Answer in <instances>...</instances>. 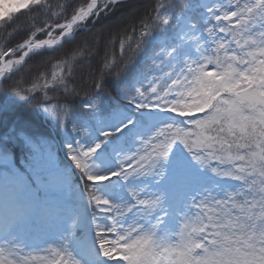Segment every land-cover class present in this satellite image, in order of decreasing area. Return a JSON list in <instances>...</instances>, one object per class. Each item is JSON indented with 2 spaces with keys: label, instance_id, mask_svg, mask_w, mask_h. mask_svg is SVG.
Returning <instances> with one entry per match:
<instances>
[{
  "label": "snow or ice",
  "instance_id": "obj_1",
  "mask_svg": "<svg viewBox=\"0 0 264 264\" xmlns=\"http://www.w3.org/2000/svg\"><path fill=\"white\" fill-rule=\"evenodd\" d=\"M76 3L16 0L0 14L7 30L35 13L17 33L27 38L0 45V89L60 127L79 116V137L99 130L57 159L31 118L5 106L15 127L0 135V264H264V0H150L139 18L94 29L89 18L118 0ZM78 28L89 30L73 37ZM156 33L142 78L116 89L128 103L105 107L106 78L119 80ZM145 110L168 122L143 134ZM180 146L186 155H173ZM98 150L116 166L100 171ZM104 181L114 197L98 191Z\"/></svg>",
  "mask_w": 264,
  "mask_h": 264
},
{
  "label": "trees",
  "instance_id": "obj_2",
  "mask_svg": "<svg viewBox=\"0 0 264 264\" xmlns=\"http://www.w3.org/2000/svg\"><path fill=\"white\" fill-rule=\"evenodd\" d=\"M53 3H65V0H52ZM87 0H77L76 7H79L81 3H86ZM150 0H125L118 2V6L113 7L110 12L101 13L100 16L95 20L93 24L89 27L90 29L98 28V27H113L117 28L121 26L122 20L124 18H129L135 20L139 18L140 14L144 11L146 7L150 6ZM193 16L197 15V12L192 13ZM35 15V13L29 14L28 16H20L19 20L13 27L3 30L0 29V45L6 43L8 40H12V45L20 43L23 38H27L26 36H17V33H23L24 29L27 25L34 23L31 19V16ZM63 21V17L61 21ZM89 29L78 30L73 37H76L78 34L85 33ZM171 30L168 28L166 33H169ZM157 34V33H156ZM165 34V33H164ZM155 35V34H154ZM13 36H16V39H12ZM154 37V36H153ZM150 38L149 41L145 45L144 51L137 57L136 61L133 65L129 66L124 74L117 78L107 77L106 82L109 87V91L112 92V95L105 94L104 96V106L108 107L115 104H127L128 101L124 98L123 95L118 94L116 91L118 84L123 83L126 84L129 90H132V86L137 83L138 80L142 78V74L147 68L148 64L151 62V55L154 51L157 50L158 44L157 40L154 38ZM63 43V42H62ZM59 47V46H58ZM118 50V49H117ZM69 57H73L74 60H81L79 56L75 54V52H69ZM61 60H64L65 57L61 55L59 57ZM82 62V61H81ZM84 71L85 77L87 76L88 69L85 67L82 69ZM133 74H136L135 76ZM77 101L83 102V98L77 97ZM15 104L17 107L21 108L31 119L27 122L30 126L31 130L34 133H38L42 136L47 134V138L49 139L51 146L57 156V159H61L59 156L58 148L53 138L47 132V128L42 123L41 115L37 113V108L41 107L36 101L30 100H18L14 94L9 93L7 90L0 89V135L12 134V130L14 129V125L9 122L7 108L5 106ZM3 107V109H1ZM43 109V108H42ZM132 109H125L124 111H131ZM138 115V112L136 116ZM47 122L54 128L56 135L61 143L62 149L65 153L64 145L66 143H71L77 139H80L81 143H91L93 139L99 137V130L93 126L92 130L89 132V135L86 137H79L75 132H73V124L79 125L81 123V119L79 116L73 115L72 123H66L65 127H60L55 120H53L49 115H47ZM45 129V132L43 131ZM17 156L21 157V153L18 151Z\"/></svg>",
  "mask_w": 264,
  "mask_h": 264
},
{
  "label": "rangeland",
  "instance_id": "obj_3",
  "mask_svg": "<svg viewBox=\"0 0 264 264\" xmlns=\"http://www.w3.org/2000/svg\"><path fill=\"white\" fill-rule=\"evenodd\" d=\"M15 3H16V0H4V8L11 10V6H13ZM3 11H4V9L0 8V14H2ZM163 35L168 38L169 42H171V39H173L175 36V32H174V30H171L169 33H165ZM160 36H161V34L158 33V34H155L153 38L157 40ZM1 109H3V107ZM39 109L42 110V112L45 116V118H44V116L42 117V115H41L42 120L45 119L47 121V119H48L47 115L48 114H46L41 107H39ZM149 111H151V113L154 115V119L152 121H145V123L143 125V134H147L154 127H157L162 123L168 122V114L163 113V112H157L156 110H145L143 112H138V115L136 116L137 119H139L142 116L146 117L147 115H149ZM37 113L39 114L38 110H37ZM43 125H44V123H43ZM43 131L45 132V129ZM47 132H48V129H47ZM48 134H49V132H48ZM52 134H53V132H52ZM46 136H47V134H44V137H46ZM126 143L129 147L134 148L137 141H135L132 138H129L126 141ZM106 146L110 147V145H108V144H106ZM181 153H184L186 155L182 146L176 148L173 155H178ZM94 160H96L97 164L99 165L100 171L110 170L116 166V161L114 158H109L106 160L102 159L100 154H99V150H98L97 155L94 156ZM200 173L205 178L206 183H211L213 180L218 179V178L213 177V175L206 170L201 169ZM116 180H117V178H113V181H116ZM73 181L75 182L76 180L73 178ZM97 188H98V191L102 195L108 196L110 198L114 197L119 192V187L114 186L113 184H110L109 182L105 183L104 186H97Z\"/></svg>",
  "mask_w": 264,
  "mask_h": 264
},
{
  "label": "clouds",
  "instance_id": "obj_4",
  "mask_svg": "<svg viewBox=\"0 0 264 264\" xmlns=\"http://www.w3.org/2000/svg\"><path fill=\"white\" fill-rule=\"evenodd\" d=\"M0 8L5 9V8H4V0H0Z\"/></svg>",
  "mask_w": 264,
  "mask_h": 264
},
{
  "label": "bare ground",
  "instance_id": "obj_5",
  "mask_svg": "<svg viewBox=\"0 0 264 264\" xmlns=\"http://www.w3.org/2000/svg\"><path fill=\"white\" fill-rule=\"evenodd\" d=\"M101 259H103V258H101Z\"/></svg>",
  "mask_w": 264,
  "mask_h": 264
}]
</instances>
